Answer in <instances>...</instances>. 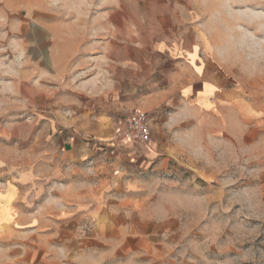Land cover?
Segmentation results:
<instances>
[{
    "label": "rangeland",
    "instance_id": "374dc122",
    "mask_svg": "<svg viewBox=\"0 0 264 264\" xmlns=\"http://www.w3.org/2000/svg\"><path fill=\"white\" fill-rule=\"evenodd\" d=\"M0 2V264H264V0Z\"/></svg>",
    "mask_w": 264,
    "mask_h": 264
},
{
    "label": "crops",
    "instance_id": "0c3cea01",
    "mask_svg": "<svg viewBox=\"0 0 264 264\" xmlns=\"http://www.w3.org/2000/svg\"><path fill=\"white\" fill-rule=\"evenodd\" d=\"M4 3L0 2V15L3 14L4 12ZM87 85H83V88H86ZM97 93L98 92V88H96L95 90ZM123 117V116H122ZM60 136V135H59ZM61 138V137H60ZM59 138V140H60ZM70 139V141H64L62 140V142H60L61 144L59 145H54V144H50L48 145V147H50V149H54L58 150L60 152V162L62 163H67V168L66 171L69 170L70 168L72 169V163H75V165L77 166V170L78 172H80V167L79 165H81L82 163H84L86 160H89L91 163H94L95 166L92 167L91 170H94L97 172L100 170H107V166L104 165L105 161H103L102 159H109L111 161V159H113V161L111 162V164H114L116 159H121V158H126L131 160L133 158V154L135 152H140V150H142L141 148L139 149L138 147H131V145H126L124 147L121 146H108V147H104L98 144H85V143H75L73 141V137H68ZM136 146H141V145H136ZM130 147V148H129ZM60 149V150H59ZM54 151V150H53ZM144 151V149H143ZM109 161V162H110ZM97 165V167H96ZM103 166V169H99L98 166ZM53 168V167H52ZM81 169H85L84 166ZM37 170V169H36ZM36 172L35 176H38L39 174ZM68 173V172H67ZM125 205H126V201H124ZM121 206V205H120Z\"/></svg>",
    "mask_w": 264,
    "mask_h": 264
},
{
    "label": "built area",
    "instance_id": "2783aa9c",
    "mask_svg": "<svg viewBox=\"0 0 264 264\" xmlns=\"http://www.w3.org/2000/svg\"><path fill=\"white\" fill-rule=\"evenodd\" d=\"M149 113L134 109L120 123L115 125L113 136L118 142L131 145H144L151 138Z\"/></svg>",
    "mask_w": 264,
    "mask_h": 264
}]
</instances>
